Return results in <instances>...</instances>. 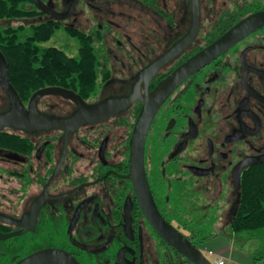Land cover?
<instances>
[{
	"label": "flooded vegetation",
	"instance_id": "1",
	"mask_svg": "<svg viewBox=\"0 0 264 264\" xmlns=\"http://www.w3.org/2000/svg\"><path fill=\"white\" fill-rule=\"evenodd\" d=\"M35 6L18 26L59 25L64 41L78 40V55L61 49L70 57L88 54L85 36L98 74L82 92L70 83L36 90L79 94L80 123L50 125L79 106L47 94L36 103L43 124L0 130V264L44 250L79 264H194L161 231L185 235L210 259L206 233L230 227L244 173L264 163V24L170 76L264 12V0H53L49 14ZM10 109L0 85V114Z\"/></svg>",
	"mask_w": 264,
	"mask_h": 264
},
{
	"label": "trees",
	"instance_id": "2",
	"mask_svg": "<svg viewBox=\"0 0 264 264\" xmlns=\"http://www.w3.org/2000/svg\"><path fill=\"white\" fill-rule=\"evenodd\" d=\"M38 13L33 0H0V21L33 18ZM58 28L51 21L35 24L29 32L23 25L0 26V50L7 59L10 80L24 101L43 84L70 83L82 92L88 90L89 83L97 81L96 57L85 36L78 35L80 50L88 54L78 57H70L59 47L44 45ZM40 51L42 54L36 55ZM229 229L232 234L264 229V163L244 173L241 202ZM217 233L220 232L205 238L211 239Z\"/></svg>",
	"mask_w": 264,
	"mask_h": 264
},
{
	"label": "water",
	"instance_id": "3",
	"mask_svg": "<svg viewBox=\"0 0 264 264\" xmlns=\"http://www.w3.org/2000/svg\"><path fill=\"white\" fill-rule=\"evenodd\" d=\"M52 1L53 0H49V2L45 4L42 0H33L34 4L37 5L41 10H43L47 14L51 13L50 9H48V6L51 4ZM261 24H264V12H258L247 17L242 22L233 27L230 31H228L221 39L215 42L212 46L190 59V61L182 67L183 69L176 70L170 76V81H174L181 75L187 74L188 72L186 71L192 66H199V62L206 60L208 57L221 52L225 44L234 40V38H236L238 35L244 34L246 31L252 28H258ZM167 80H165V82ZM0 85L7 92L11 100V109L7 112L0 114V130L6 125L19 127L23 130L34 129L40 122V119L38 118L40 113L36 105L37 99L47 94L61 95L64 98L73 100L79 106L77 112L67 120L57 121L52 119H46L50 125L58 127L63 124H67L70 121L75 124H78L83 120V115L85 114L87 108L85 106L84 100L79 94H77L73 90H69L62 87H47L36 91L31 96L28 106H26L19 92L10 81L7 59L1 50ZM42 119L45 118L42 117ZM149 120L150 118L147 115H143L140 118V121H142L141 124H143L144 121L148 122ZM39 124H43V121H41ZM137 139L139 140L140 147L142 149L144 136L139 134L137 136ZM236 189H240L239 178L236 181ZM161 234L167 239V241L171 245L177 248L185 258H187L194 264H213L212 261L204 254L203 250L200 247L193 245V243L185 235L162 231ZM16 264H79V262L74 260V258H72L71 256L64 255L61 252L44 250L34 254H30L25 258L21 259Z\"/></svg>",
	"mask_w": 264,
	"mask_h": 264
},
{
	"label": "crops",
	"instance_id": "4",
	"mask_svg": "<svg viewBox=\"0 0 264 264\" xmlns=\"http://www.w3.org/2000/svg\"><path fill=\"white\" fill-rule=\"evenodd\" d=\"M214 232L220 233H217L205 243V247L218 252L231 264H264V241L253 242L254 239L261 238L262 233L255 231L242 232L245 234L242 241L240 240L241 233L232 234L229 228L225 230L217 229Z\"/></svg>",
	"mask_w": 264,
	"mask_h": 264
},
{
	"label": "rangeland",
	"instance_id": "5",
	"mask_svg": "<svg viewBox=\"0 0 264 264\" xmlns=\"http://www.w3.org/2000/svg\"><path fill=\"white\" fill-rule=\"evenodd\" d=\"M21 21L22 20L0 21V26L8 25V24H12V25L17 26L18 25L17 23H19ZM26 31L29 32V28H27ZM44 45L45 46H57V47L63 49L64 51H66L71 56L78 55V50H79L78 40L76 38H74L71 40V42L64 41L63 38L61 37V31H57L49 41L44 43ZM215 218L218 219L217 215H215ZM217 229H218V226L215 227V224H214V228H211L206 234H210ZM247 232H249V231H247ZM255 232L262 233L263 236L261 238L258 237L256 239H254L253 242H263L264 241V229L256 230ZM243 236H245V234L241 233L240 234V237H241L240 240H242V241L244 240ZM238 243H239V241H238ZM203 251H204V253H206V251L204 249H203Z\"/></svg>",
	"mask_w": 264,
	"mask_h": 264
},
{
	"label": "built area",
	"instance_id": "6",
	"mask_svg": "<svg viewBox=\"0 0 264 264\" xmlns=\"http://www.w3.org/2000/svg\"><path fill=\"white\" fill-rule=\"evenodd\" d=\"M207 254L210 256V259L213 264H231L229 260H227L221 254L212 249L207 250Z\"/></svg>",
	"mask_w": 264,
	"mask_h": 264
}]
</instances>
